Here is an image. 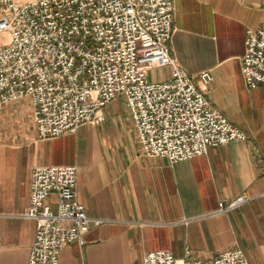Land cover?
I'll use <instances>...</instances> for the list:
<instances>
[{
  "label": "crops",
  "instance_id": "0c3cea01",
  "mask_svg": "<svg viewBox=\"0 0 264 264\" xmlns=\"http://www.w3.org/2000/svg\"><path fill=\"white\" fill-rule=\"evenodd\" d=\"M25 1V0H19ZM264 21V0H175L171 52L187 72L211 71L199 85L246 139L210 146L178 161L142 153L125 97L104 108L99 123L39 138L30 99L3 106L0 123V264H28L36 221L25 215L32 167L77 164L79 199L93 223L73 240L60 264H143L145 252L171 249L209 259L242 247L264 264V85L250 86L242 70L248 27ZM156 80L172 65L150 69ZM252 195L227 212L219 201ZM57 194L48 201L57 207Z\"/></svg>",
  "mask_w": 264,
  "mask_h": 264
},
{
  "label": "built area",
  "instance_id": "2783aa9c",
  "mask_svg": "<svg viewBox=\"0 0 264 264\" xmlns=\"http://www.w3.org/2000/svg\"><path fill=\"white\" fill-rule=\"evenodd\" d=\"M175 0H0V123L3 106L30 99L39 138L99 123L105 106L123 95L135 121L142 153L170 161L204 154L210 146L246 139L201 89L210 70L187 72L171 52ZM8 32L9 41L2 40ZM242 70L250 86L264 85V21L248 27ZM172 65V77H149ZM77 164L32 167L29 205L36 234L28 264H60L64 246L83 243L93 223L79 199ZM56 193L57 207L48 197ZM252 195L220 200L227 212ZM143 264H252L242 247L209 259L184 258L171 249L145 252Z\"/></svg>",
  "mask_w": 264,
  "mask_h": 264
},
{
  "label": "rangeland",
  "instance_id": "374dc122",
  "mask_svg": "<svg viewBox=\"0 0 264 264\" xmlns=\"http://www.w3.org/2000/svg\"><path fill=\"white\" fill-rule=\"evenodd\" d=\"M1 38L4 41H9L10 40V35L8 34V32H5V33L2 34ZM149 77L150 78H154V76H152V74H151V71H149Z\"/></svg>",
  "mask_w": 264,
  "mask_h": 264
}]
</instances>
